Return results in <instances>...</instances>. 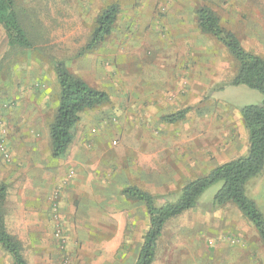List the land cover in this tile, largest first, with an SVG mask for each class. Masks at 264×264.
Instances as JSON below:
<instances>
[{
  "label": "rangeland",
  "instance_id": "obj_1",
  "mask_svg": "<svg viewBox=\"0 0 264 264\" xmlns=\"http://www.w3.org/2000/svg\"><path fill=\"white\" fill-rule=\"evenodd\" d=\"M114 4L111 34L86 50L97 16ZM15 6L32 47H8L0 25V185L19 174L30 136L49 135L59 103L57 62L110 96L80 114L73 134L76 145L92 152L93 174H109L115 191L137 187L162 197L160 203L175 202L187 182L248 155L240 111L260 104L263 95L227 86L238 64L221 42L199 33L196 11L210 8L221 28L264 61V0H15ZM181 60L186 79L174 72ZM182 110L183 120H163ZM66 177L73 179L75 172ZM67 183L56 185L48 200L58 249L48 264H135L148 230L143 203L125 199L136 225L117 248L115 229L106 230L99 210L91 225L83 223L85 206L65 224L60 192ZM221 185L209 187L195 208L167 222L153 264H264V244L238 208L212 206ZM245 194L264 215V173L246 185ZM80 202L77 208L86 205ZM5 253L0 247V256Z\"/></svg>",
  "mask_w": 264,
  "mask_h": 264
},
{
  "label": "trees",
  "instance_id": "obj_2",
  "mask_svg": "<svg viewBox=\"0 0 264 264\" xmlns=\"http://www.w3.org/2000/svg\"><path fill=\"white\" fill-rule=\"evenodd\" d=\"M118 13L117 5L106 7L96 18V27L86 50L95 49L108 37L113 29ZM198 29L221 42L238 64L235 76L227 86H245L258 91L263 100L258 105H248L241 109V117L248 130L249 150L246 157L225 162L205 176L187 182L181 189L177 201L160 203L162 197L152 195L137 187H126L122 194L131 200L144 204L148 215L149 227L135 264H153L158 242L167 222L197 206L199 198L212 185H222L213 197V207L234 205L254 226L264 244V215L256 204L246 196V185L264 173V61L246 51L232 32L221 28L219 18L208 7L196 11ZM0 25L6 44L10 48L29 49L32 43L23 28L15 6V0H0ZM55 76L59 86V103L53 122L49 126L51 157L62 158L74 139V129L80 121V114L98 108L109 101V95L88 86L80 78L68 72L63 62L55 64ZM187 111L182 110L163 117L167 123L174 124L183 120ZM6 188L0 185V247L6 252L12 264H27L22 255L21 243L11 236L4 223L2 207Z\"/></svg>",
  "mask_w": 264,
  "mask_h": 264
},
{
  "label": "crops",
  "instance_id": "obj_3",
  "mask_svg": "<svg viewBox=\"0 0 264 264\" xmlns=\"http://www.w3.org/2000/svg\"><path fill=\"white\" fill-rule=\"evenodd\" d=\"M199 33L204 34L200 30ZM186 43L184 45V42L180 41V47H186ZM187 54L188 51H185L186 57H188ZM182 63L181 60L180 63L174 65V72L178 78L181 76L186 79L184 76L186 69L184 71L183 68L187 66L183 67ZM197 78L203 81L201 75H197ZM31 136L27 148H24L25 158L17 168L19 174L13 173L8 186H4L6 197L2 207L8 233L21 243L24 250L30 251V253L22 252L27 264H48L56 257L54 252L58 253L51 238V208L48 200L50 201L52 194L57 191L55 186L63 180L68 182L60 192V208L65 224L69 225L71 217L78 216V212H81L79 209L85 206L87 212L82 215L87 214V219L83 223L91 225L95 220L93 217L98 214L99 210L102 218L101 224L106 227V230L115 229L118 248L124 232L128 228L133 229L136 225L133 219L134 209H131L128 203L126 205V200L134 204L141 202L126 198L122 194L123 188L115 191L112 177L109 174L94 175L92 152L81 144L76 145L74 139L62 158L53 159L49 135L46 133ZM49 156L51 162L47 160ZM69 171L75 172L73 179L66 177ZM115 193L117 199L114 197ZM79 201L85 202L86 205L80 204L77 208L76 202ZM142 206L146 215V224L149 227L146 208L144 204ZM0 264H12L10 256H0Z\"/></svg>",
  "mask_w": 264,
  "mask_h": 264
},
{
  "label": "built area",
  "instance_id": "obj_4",
  "mask_svg": "<svg viewBox=\"0 0 264 264\" xmlns=\"http://www.w3.org/2000/svg\"><path fill=\"white\" fill-rule=\"evenodd\" d=\"M52 214H53V217L54 219H57V214H56V210H52ZM56 225H58L57 221H56ZM59 227H56V233L59 234Z\"/></svg>",
  "mask_w": 264,
  "mask_h": 264
}]
</instances>
